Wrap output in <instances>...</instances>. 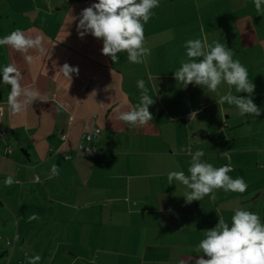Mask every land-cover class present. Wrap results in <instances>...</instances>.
<instances>
[{
    "label": "crops",
    "instance_id": "crops-1",
    "mask_svg": "<svg viewBox=\"0 0 264 264\" xmlns=\"http://www.w3.org/2000/svg\"><path fill=\"white\" fill-rule=\"evenodd\" d=\"M97 2L0 0V38L20 29L42 36L44 49L24 54L0 46V264H28L36 255L37 264H194L203 255L195 246L219 216L230 222L242 208L264 223V13L254 0H159L144 24L151 54L131 63L121 52L113 64L102 54V39L77 31L81 11ZM189 39L232 50L255 85L259 117L218 105L216 94L200 86L177 83L173 72L189 59ZM65 63L79 69L71 80L59 70ZM9 65L23 88L41 94L19 113L8 105ZM141 79L154 100L153 119L132 127L115 109L139 103ZM219 91L247 96L224 83ZM95 128V151H78L81 135ZM189 146L215 167L229 164L227 150L234 169L228 175L242 177L247 190H215V199L186 203L185 186L169 185L167 176L188 174ZM8 176L14 182L5 186ZM33 214L38 218L29 221Z\"/></svg>",
    "mask_w": 264,
    "mask_h": 264
},
{
    "label": "clouds",
    "instance_id": "clouds-1",
    "mask_svg": "<svg viewBox=\"0 0 264 264\" xmlns=\"http://www.w3.org/2000/svg\"><path fill=\"white\" fill-rule=\"evenodd\" d=\"M254 5L257 12L264 13V0H254ZM158 6L159 0H98L81 11L77 31L81 38L91 34L94 38L102 39V54L110 57L113 64L118 61L117 54L121 52L127 53L129 62L143 63L144 58L151 54V50L145 46L144 24L151 19L152 9ZM42 40V36L33 38L16 29L0 38V46L7 45L24 54L29 49L42 53ZM184 47L189 59L182 62L179 69L173 72L177 83L182 84L184 88L195 85L215 93L218 105L225 102L234 105L241 116L261 115V109L252 99L255 85L248 79V70L238 59H233L234 54L226 44L217 40L209 44L201 39H189ZM24 58L29 63L33 59L30 55H25ZM59 70L70 80L73 73L79 72L78 68L67 63ZM11 73H15V76L10 75ZM20 79L19 72L13 66L9 65L4 69L3 80L12 88L8 105L13 113H19L41 96L38 90L23 88L19 83ZM222 83L230 88L234 87L237 93H247V96L233 95L231 91L221 94L219 86ZM137 87L141 90L139 103L129 111L120 112L119 108L115 109L119 112L117 119L132 127L144 126L153 119L149 106L154 100L149 96L144 80H138ZM92 94L96 95V92L93 91ZM20 97L23 99H18ZM196 116L195 110L189 114L191 121L196 119ZM183 151L191 157L188 174L184 171H170L167 180L169 185L175 180L185 186L187 191L183 197L186 203L200 201L209 195L215 199L212 195L215 190L240 193L247 190V184L242 177L233 179L228 175L234 169L231 167V156L227 150L223 151V155L229 160V164L221 167L203 161V150L193 152L189 146ZM51 171L56 174L57 165H53ZM13 182L12 176H8L4 181L5 186H10ZM37 218L36 214L28 217L29 221ZM203 232L204 238L194 248L196 253L202 252L203 255L196 257L194 264H264V223L257 213L237 208L230 222L219 216L216 226ZM40 260L39 255L29 257L28 264H37ZM180 264L184 262L180 261Z\"/></svg>",
    "mask_w": 264,
    "mask_h": 264
},
{
    "label": "built area",
    "instance_id": "built-area-1",
    "mask_svg": "<svg viewBox=\"0 0 264 264\" xmlns=\"http://www.w3.org/2000/svg\"><path fill=\"white\" fill-rule=\"evenodd\" d=\"M2 113V109L0 107V114ZM5 134V128L0 127V138ZM100 136V129L95 128L91 131H87L81 135L80 142L77 146L78 151H83L87 153H93L95 151L94 149V142L99 138ZM6 155H10L12 153L11 148H7L5 150ZM65 158L69 159V156H65ZM35 181H39L38 177H35ZM7 245H10V241H6Z\"/></svg>",
    "mask_w": 264,
    "mask_h": 264
},
{
    "label": "rangeland",
    "instance_id": "rangeland-1",
    "mask_svg": "<svg viewBox=\"0 0 264 264\" xmlns=\"http://www.w3.org/2000/svg\"><path fill=\"white\" fill-rule=\"evenodd\" d=\"M5 264H7V262Z\"/></svg>",
    "mask_w": 264,
    "mask_h": 264
}]
</instances>
